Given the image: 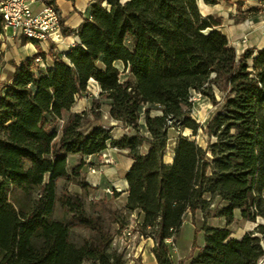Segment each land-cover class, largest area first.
<instances>
[{
  "label": "trees",
  "instance_id": "obj_1",
  "mask_svg": "<svg viewBox=\"0 0 264 264\" xmlns=\"http://www.w3.org/2000/svg\"><path fill=\"white\" fill-rule=\"evenodd\" d=\"M45 2L61 16L57 0ZM223 23L203 16L198 0H99L76 31L61 18L64 37L76 33L75 47L59 54L52 46L12 64L0 87V264H127L115 240L137 210L144 222L135 232L154 241L157 264H174L167 242L174 246L185 217L208 213L217 198L226 205L221 217L232 221L238 211L257 227L241 239L227 229L195 230L186 261H264V50L238 56ZM91 81L99 98L89 112L73 114ZM217 84L222 108L202 127L191 116L193 95L217 106ZM103 103L130 134L115 139L113 128L100 125ZM170 127L201 130L207 149L181 139L166 164ZM109 149L132 161L123 210L113 209L116 192L110 201L91 198L82 175L87 159ZM69 156H79L78 165L70 167Z\"/></svg>",
  "mask_w": 264,
  "mask_h": 264
},
{
  "label": "crops",
  "instance_id": "obj_2",
  "mask_svg": "<svg viewBox=\"0 0 264 264\" xmlns=\"http://www.w3.org/2000/svg\"><path fill=\"white\" fill-rule=\"evenodd\" d=\"M97 1L99 0H75L74 3H71L65 0H57L56 4L61 12V17L65 22V26L70 30L76 31L84 24L88 18L89 8ZM259 2L260 0H219L217 6L210 7L206 6L203 3V0H198L199 8L203 16H215L223 19L224 23L221 31L228 38L230 45L236 50L238 56H241L247 50H254L255 52L264 50V21L261 18ZM239 5L240 7H238ZM0 24L2 25L1 21ZM10 30L11 29L6 32L3 31V34L0 35V87L1 85L8 83L12 74L15 72L12 64L19 66L22 62L34 58L40 51V48L37 45L23 44L24 40L17 39L13 30L12 35H9ZM244 39H246V41H244ZM78 43L79 40L76 33H73L72 36L65 37V44L58 48L56 52L59 54L66 53L72 48V46ZM95 90L98 91L96 88ZM77 106L78 102L72 109L73 114H81L86 111L85 109L82 111L76 110ZM86 109H92V101H90V104ZM106 115L108 117L107 120L109 121L108 125L114 128V130H118V136H114L115 139H120L124 135L130 134L128 131L123 130L120 124L109 119V109L107 110ZM141 120L144 121L143 119ZM141 126L144 127L143 122L141 123ZM169 155L170 154L167 152L165 158V163L168 165L173 161L170 160ZM103 156H107V158L114 163L112 165L114 167H111V165H104L105 161H103L102 164L104 166L101 167L100 170L104 174H97L93 178V184L85 182L94 188L97 194L101 193L103 195L109 188H111L113 192L118 193L119 198L115 200L114 203L119 210H123L128 202V185L125 181V175L130 170L132 161L125 157L126 152L116 149H109L101 156L94 158L103 159ZM71 158L80 159L79 156H69V163ZM90 159L93 158L87 160ZM166 159L168 160L166 161ZM101 184L104 186H101ZM122 199L125 200V204L123 206H118L117 202ZM224 208H226V205ZM187 216L191 215L189 214ZM143 222L144 215L140 211L138 212V210L135 211L133 213V221L131 225H142ZM217 225L218 226L216 227L211 226L210 228L223 229L219 224ZM115 230L118 231V227H116ZM186 230L192 234V237L189 238V241L187 240V242L181 244L182 234ZM193 237L194 233L192 225L186 223L185 217L180 238L175 244L176 255L174 258V264H179L191 254ZM154 246V241L151 239L146 240L136 238L131 253V255L134 256V262L127 261V264H157L155 257L152 254Z\"/></svg>",
  "mask_w": 264,
  "mask_h": 264
},
{
  "label": "rangeland",
  "instance_id": "obj_3",
  "mask_svg": "<svg viewBox=\"0 0 264 264\" xmlns=\"http://www.w3.org/2000/svg\"><path fill=\"white\" fill-rule=\"evenodd\" d=\"M9 35H12V30H10ZM49 60L50 59H48V61ZM117 68L121 72L124 71V68H123V66L121 64H118ZM126 77H127V75H123L122 79L125 80ZM94 83H92V85H91V94L88 93V95H86L83 99L78 101V106L76 107V110L82 111L83 109H85L86 110L85 112H89L90 110H87L86 108H87V106H89L90 101H92V107H93V101L97 100L99 98V95H100V91H99L100 89L98 91L95 90V88L96 89H98V88L96 87V85ZM214 91H215V94H216V101L218 103L217 106H214V104L211 101H209L208 99H203V98H201L198 95H193L192 102L194 103V107L191 110V116H192V119L195 120L196 123L199 124L202 127H206V125L211 121V119L214 117V115L216 113H218L220 111V109L222 108V98L224 96V91H223L222 85L221 84L215 85L214 86ZM208 102L211 103L212 107L207 110V112L205 113L204 116L200 115V113L198 112L199 107L202 106V105L207 104ZM106 104L107 103H103V107H102L103 118H102V122H101L100 125L110 129L112 127H110L108 125L109 121L107 120L108 117L106 115L108 107H107ZM147 107H148V105L146 107L142 105V110L144 111ZM153 115H158V112L154 111ZM142 122L144 123V121L141 120V123ZM112 133H113V137L114 136H118V130H114V128H113V132ZM173 135H175L178 138H180V140L181 139H186V140H189L191 142H194L197 146H199L202 149H207V147H208V138L203 134V132L201 130H199V132L196 135H194L193 132L190 131V130H185L184 131V130H181V129H175L173 127H170L169 130H168V139L171 136H173ZM102 158L103 159L93 158V159H90V160L86 161L87 165L82 171V175H83L84 181H86V182H88L90 184H93V182H94L93 178L97 174H104L100 170L101 167H103L104 165H106V166H110L111 165V167H114V166H112L114 164L113 162H110V164H107V162H106L107 159H105L104 157H102ZM167 160L168 159H166V161ZM79 161H80V159H78V158H74V159L71 158L70 159V163H69L70 167H75L76 165H78ZM103 161H105L104 165L102 164ZM101 186H104V185L101 184ZM70 190L72 192H74V193H80L81 192L80 189L78 187H76V186H70ZM108 191L114 193L113 190L111 188H109V189H107L104 192V194H103L104 196H103L101 193L97 194L95 192V189H94V192H91L90 195H91V198L96 199V200L106 199V200L110 201L111 198L113 197V194L112 193L111 194L108 193ZM105 196L109 197V198H106ZM114 202L112 203L113 209L119 210L116 207ZM224 206H225V204L220 199L217 198V199H215L213 201V203L211 205V208H210V211L208 213H202V212H199V213L205 214L210 220L216 221L217 224H219L220 227H222L223 229L229 230L231 232V234H232V237L234 239H240L246 233L253 232L255 230L257 225L242 221L241 215L237 211L234 213V219L232 221H228L225 218L221 217L219 215V211L222 210L224 208ZM199 213H197L195 216H192V215L191 216H186V223L192 225L193 233L195 232V230L201 231L204 227H211V226H208V225L200 227V225L197 222V216H198ZM115 228H116V226H115ZM191 237H192V234L189 233V231L188 232H187V230L184 231L183 234H182L181 244H184L185 242H187V240L189 241V238H191ZM203 239H204V236L201 234L200 243L203 242ZM135 242H136V239H135L133 245H135ZM119 245H120V242H119ZM175 249H176L175 245L173 247H171V259H172L173 263L175 262L174 261V258H175V255H176V252H175L176 250ZM120 252H122V251H120ZM132 257H133V255H132ZM126 258H127V256H126ZM133 259L134 258H131L130 260L127 259V260L134 262ZM186 259L184 260L186 262L185 264H189V262H187ZM263 264H264V261H263Z\"/></svg>",
  "mask_w": 264,
  "mask_h": 264
},
{
  "label": "built area",
  "instance_id": "obj_4",
  "mask_svg": "<svg viewBox=\"0 0 264 264\" xmlns=\"http://www.w3.org/2000/svg\"><path fill=\"white\" fill-rule=\"evenodd\" d=\"M259 10L264 21V0H260ZM61 18L53 7L46 4L45 0H0V21L3 25V31L13 30L17 39L33 42L45 55L49 54L52 46L57 50L65 44V37L60 24ZM37 63L43 66L41 60H38ZM92 83L94 81H91L88 87L90 94ZM94 84L99 90L98 85ZM103 157L107 159V164H110L109 158ZM108 193L111 194L112 192L108 191ZM136 227L137 225L124 230L121 236L115 240V246L126 254L128 260L134 258L131 253L135 239H142L135 232ZM167 243L173 247L171 242Z\"/></svg>",
  "mask_w": 264,
  "mask_h": 264
},
{
  "label": "bare ground",
  "instance_id": "obj_5",
  "mask_svg": "<svg viewBox=\"0 0 264 264\" xmlns=\"http://www.w3.org/2000/svg\"><path fill=\"white\" fill-rule=\"evenodd\" d=\"M142 105L146 107L147 102L143 101ZM211 107H212L211 103L208 102L207 104L200 106L198 109V112L200 113V115L204 116L207 110L210 109ZM179 142H180V138H178L175 135L171 136L168 139V144H167L168 149L167 150H168V153L170 154L169 156H170L171 161L173 160L174 156L177 153ZM204 198L205 200L209 201L211 199V196L209 194H206ZM117 204L118 206H123L125 204V200L124 199L119 200ZM197 222L200 225V227H203L205 225L213 226V227L217 226L216 221L210 220L205 214H201V213H199L197 216Z\"/></svg>",
  "mask_w": 264,
  "mask_h": 264
},
{
  "label": "water",
  "instance_id": "obj_6",
  "mask_svg": "<svg viewBox=\"0 0 264 264\" xmlns=\"http://www.w3.org/2000/svg\"><path fill=\"white\" fill-rule=\"evenodd\" d=\"M176 156V155H175ZM175 156H174V158H175ZM174 158H173V160H174ZM173 162V161H172Z\"/></svg>",
  "mask_w": 264,
  "mask_h": 264
}]
</instances>
